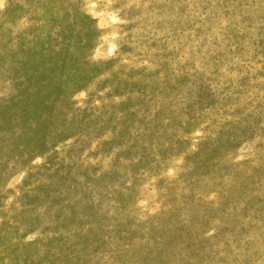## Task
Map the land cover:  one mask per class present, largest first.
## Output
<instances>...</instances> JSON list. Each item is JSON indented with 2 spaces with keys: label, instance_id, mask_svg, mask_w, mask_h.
Segmentation results:
<instances>
[{
  "label": "rangeland",
  "instance_id": "obj_1",
  "mask_svg": "<svg viewBox=\"0 0 264 264\" xmlns=\"http://www.w3.org/2000/svg\"><path fill=\"white\" fill-rule=\"evenodd\" d=\"M0 264H264V0H0Z\"/></svg>",
  "mask_w": 264,
  "mask_h": 264
}]
</instances>
